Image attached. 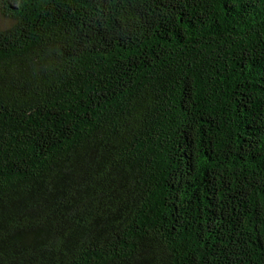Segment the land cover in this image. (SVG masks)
Listing matches in <instances>:
<instances>
[{"label": "trees", "instance_id": "trees-1", "mask_svg": "<svg viewBox=\"0 0 264 264\" xmlns=\"http://www.w3.org/2000/svg\"><path fill=\"white\" fill-rule=\"evenodd\" d=\"M0 13V264H264V0Z\"/></svg>", "mask_w": 264, "mask_h": 264}, {"label": "rangeland", "instance_id": "rangeland-1", "mask_svg": "<svg viewBox=\"0 0 264 264\" xmlns=\"http://www.w3.org/2000/svg\"><path fill=\"white\" fill-rule=\"evenodd\" d=\"M5 23V19L3 18V16L0 13V24H4Z\"/></svg>", "mask_w": 264, "mask_h": 264}]
</instances>
